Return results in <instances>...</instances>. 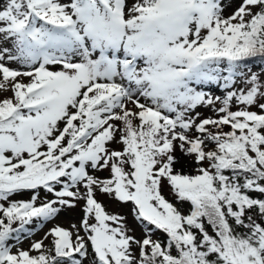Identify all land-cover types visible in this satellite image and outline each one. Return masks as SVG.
<instances>
[{"label": "snow or ice", "instance_id": "snow-or-ice-1", "mask_svg": "<svg viewBox=\"0 0 264 264\" xmlns=\"http://www.w3.org/2000/svg\"><path fill=\"white\" fill-rule=\"evenodd\" d=\"M0 264H264V0H0Z\"/></svg>", "mask_w": 264, "mask_h": 264}, {"label": "rangeland", "instance_id": "rangeland-1", "mask_svg": "<svg viewBox=\"0 0 264 264\" xmlns=\"http://www.w3.org/2000/svg\"><path fill=\"white\" fill-rule=\"evenodd\" d=\"M216 94H219V93L217 92ZM41 195H42V197H43V193H42ZM49 198H51V197H49ZM110 210H111V209H110ZM122 211H127V209H122ZM130 219H131V218H130ZM57 222L62 223V224H64L65 226H67V216H66V214L62 213L61 216L58 218ZM50 226H51V225H46V226H45V230H46L47 227H50ZM42 234H43L42 231H38V232L36 233V235L33 237V239H39L40 236H41ZM22 246H23V247H27V241H25V243H24ZM13 250H15V249H13Z\"/></svg>", "mask_w": 264, "mask_h": 264}]
</instances>
